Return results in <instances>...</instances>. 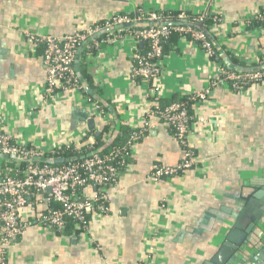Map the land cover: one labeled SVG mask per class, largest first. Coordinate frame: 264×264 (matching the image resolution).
Here are the masks:
<instances>
[{"label": "crops", "instance_id": "obj_1", "mask_svg": "<svg viewBox=\"0 0 264 264\" xmlns=\"http://www.w3.org/2000/svg\"><path fill=\"white\" fill-rule=\"evenodd\" d=\"M183 8L224 16L212 32L222 61L225 56L239 65L245 60L240 62L236 52L250 62L264 54V46H257L264 26L252 32L242 22L243 16L264 8V0H0V131L16 142L48 146L77 141L88 132L94 136L106 127L101 140L108 144L117 134L116 120L141 126L154 98L145 83L129 76L134 50L130 38L102 43L101 50L83 57L91 85L82 82L92 86L108 108L105 119L88 115L93 120L89 127L83 117L87 105L79 93L64 91L55 101L43 102L41 52L24 33L60 37L113 13L133 16L139 9ZM106 32L93 37L105 38ZM136 47L145 45L138 42ZM163 59L162 95H185L212 84L214 69L196 44L178 41ZM210 92L207 102L193 106L189 138L197 162L184 175L149 179L152 164L173 165L182 158L174 135L151 116L111 190L109 212L90 215L85 233L56 234L38 224L28 226L8 247V264H137L142 258L145 264H213L234 222L232 215L243 208L240 202L264 200V84L253 82L243 92L215 85ZM31 109L35 113L29 117ZM262 240L264 212L251 231L241 264H264ZM151 246L156 248L153 253ZM224 261L226 256L221 264Z\"/></svg>", "mask_w": 264, "mask_h": 264}, {"label": "built area", "instance_id": "obj_2", "mask_svg": "<svg viewBox=\"0 0 264 264\" xmlns=\"http://www.w3.org/2000/svg\"><path fill=\"white\" fill-rule=\"evenodd\" d=\"M243 27L255 32L264 26V8L255 9L243 16ZM210 19L209 25L205 20ZM224 16L213 10L192 11L179 9L176 16H164L154 11L137 10L133 16L113 13L102 21L75 29L63 36L25 32L26 40L34 48L42 47L41 59L45 71L42 86L43 102H53L64 91L81 95L87 113L99 118L108 113L96 101L86 95V90L75 71V57L84 44L85 55L92 56L101 50L102 43L111 44L126 37L133 41L132 64L129 76L148 86L153 96V105L139 127L131 128L126 143L111 146L106 152L94 148L96 140L91 133H85L74 142L53 143L48 146L16 142L13 136L0 131V154H15V158L0 159V264H8L7 249L16 242L24 230L38 224L53 233H63L67 218L74 219V231L86 232L90 215L101 216L109 212L110 193L118 185L120 174L130 160L137 142L149 128V118L155 117L174 135L182 148L181 160L173 165H151L148 177L153 182L164 178L184 175L197 162L196 151L189 138L193 111L189 114L183 103L170 102L160 105L159 100L169 98L162 95L163 44L167 36L177 34L179 42L196 44L203 52L206 64L214 69L212 84L200 91L185 95L192 101L207 102L211 86L225 84L230 90L243 92L251 83L264 84V60L256 57L250 62L236 52L241 70L230 69L219 57L220 47L212 32L224 22ZM146 24L137 26L138 22ZM255 23L262 25L254 26ZM107 31L105 38L93 36ZM218 30V29H217ZM145 45L138 49L136 43ZM217 52V53H216ZM194 110V108L192 109ZM33 109L28 116H33ZM92 118V117H91ZM86 148L85 155L78 160L49 162L56 152L71 148L74 153ZM64 158V157H63ZM11 162L8 168L2 163ZM4 170V171H3ZM92 189L90 193L86 191ZM163 207V204L161 205ZM150 251L156 248L151 246ZM137 264H145L144 258Z\"/></svg>", "mask_w": 264, "mask_h": 264}, {"label": "water", "instance_id": "obj_3", "mask_svg": "<svg viewBox=\"0 0 264 264\" xmlns=\"http://www.w3.org/2000/svg\"><path fill=\"white\" fill-rule=\"evenodd\" d=\"M258 39L260 41V44L257 45L258 47H262L264 45V33L258 36ZM262 40V42H261ZM244 46V43H242V47ZM82 49V45L79 47L76 57H75V71L77 73V76L79 80L82 82V78L80 76V73L78 71V59L80 55V51ZM223 62L225 65L230 69H236L241 70L242 67L240 65H235L232 63L227 57L223 56ZM82 85L84 86L86 92H88L90 95H93L92 89L87 86L86 83L82 82ZM88 113L85 111L83 114V117L87 120V125L91 127L93 124V120L90 118H87ZM12 159L15 158V154H0V159ZM66 158L63 157H56L53 159H49V162H62L66 161ZM260 194H255L254 197H259ZM241 205H243V208L240 212L236 213V216L233 214L234 222L231 226H229L227 232L224 234V240L218 250V252L215 254V256L212 258L213 264H221L222 259L226 256V261H224L223 264H235L236 262H239L241 264L242 260H244L242 254L244 255V252H247L246 246H248V239L251 235V231L255 227L258 220H260L262 213L264 212V200H261V202L255 200L254 202H247L243 203V201L240 202ZM247 221V223H245ZM264 243V240H262ZM252 261L259 263L260 260H257L255 256H251ZM246 264V263H245Z\"/></svg>", "mask_w": 264, "mask_h": 264}, {"label": "trees", "instance_id": "obj_4", "mask_svg": "<svg viewBox=\"0 0 264 264\" xmlns=\"http://www.w3.org/2000/svg\"><path fill=\"white\" fill-rule=\"evenodd\" d=\"M155 12L160 13L164 16H170V17H174L177 14V11H167V10H155ZM210 23H211L210 19L205 20V24L209 25ZM259 25H262V24L261 23H255L254 26H259ZM137 26H139V25H137ZM178 41H179V36L177 34H171V35L167 36V38L163 44V55L167 54L175 46V44ZM36 49L39 50L40 52L42 51V47H40V46L37 47ZM84 55H85V48L81 54V57H80V60L78 63V71L80 73L82 80L85 81L87 84L91 85V79H90L88 73L86 72V68L82 62ZM260 58L264 60V54L261 55ZM79 83H82V82L79 80ZM90 87H92V86H90ZM85 93L89 98H91L92 100L99 103L105 111H108V108L103 104L102 101L98 100V98L95 96V94L90 95L88 92H85ZM173 101L183 103L185 108L187 109L188 113L190 114L192 112V108H191L192 101L189 99V97L187 95H173L168 99H160L159 104L160 105H166V104H169L170 102H173ZM115 124L117 126V134L114 136V138H112V140L108 144H104V142L101 140L103 133L108 132V129L106 127L99 134H97V135L94 134V137L96 140L94 148L98 149L100 152H106L107 150H109L111 148V146H117V145L122 146L126 143V140L128 139V135H129L131 128L129 126H127L126 124H123L119 120H116ZM85 153H86L85 147H81L80 152H78V153L77 152L74 153L71 150V148H66L62 151L56 152L55 156L59 155V156L66 158L67 160L64 162H67L68 160H71V161L78 160V159L82 158L85 155ZM2 163L4 165V161H2ZM5 164H6V166L4 165L5 167H3L4 170H5V168H8L9 165H12V163L8 162V161H6ZM74 221H75L74 219L67 218V225H66V229H65L66 232L71 233L72 231H74V228H73Z\"/></svg>", "mask_w": 264, "mask_h": 264}]
</instances>
